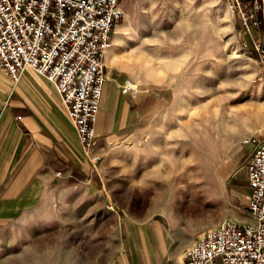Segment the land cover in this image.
<instances>
[{"label": "rangeland", "instance_id": "obj_1", "mask_svg": "<svg viewBox=\"0 0 264 264\" xmlns=\"http://www.w3.org/2000/svg\"><path fill=\"white\" fill-rule=\"evenodd\" d=\"M118 3L122 18L113 29H126L111 37L113 72L141 92L128 134L93 158L105 198L90 188L88 203L69 201L71 226L117 223L116 214L98 213L111 207L136 230L162 202L193 234L223 219L248 220L243 165L252 145L241 141L264 126V75L238 15L224 0ZM237 109L244 118L234 116ZM81 210L93 215L78 217ZM45 227L1 225L0 232ZM12 247L0 240V264L11 263L12 252L20 264L21 238Z\"/></svg>", "mask_w": 264, "mask_h": 264}, {"label": "crops", "instance_id": "obj_2", "mask_svg": "<svg viewBox=\"0 0 264 264\" xmlns=\"http://www.w3.org/2000/svg\"><path fill=\"white\" fill-rule=\"evenodd\" d=\"M125 29L116 27L112 35ZM116 38H111L112 45ZM111 56L110 47L103 58L105 78L88 154L52 83L30 68L14 82L0 68V226L20 224L24 228L34 222L48 226L0 232V240L11 248L21 238L20 264H184L183 250L197 232L180 229L163 202L151 210L155 218L136 230L123 224L111 207L98 213L116 214L117 223L71 226L74 213L69 201L79 196L81 203H88L90 188L105 198L107 192L101 187L93 158L108 143L128 134L135 113L132 101L141 92L138 88L134 95L121 93L119 86L127 78L113 72L117 68ZM251 150L248 147L244 160ZM84 214L93 215L81 210L77 216ZM13 261L12 252L11 263L6 264Z\"/></svg>", "mask_w": 264, "mask_h": 264}, {"label": "built area", "instance_id": "obj_3", "mask_svg": "<svg viewBox=\"0 0 264 264\" xmlns=\"http://www.w3.org/2000/svg\"><path fill=\"white\" fill-rule=\"evenodd\" d=\"M224 1L238 15L264 75V0ZM121 16L118 0H0V68L14 82L30 68L52 83L87 154L103 58ZM136 86L126 79L119 90L134 95ZM241 143L252 145L243 165L249 219H223L197 232L183 250L184 264H264V126Z\"/></svg>", "mask_w": 264, "mask_h": 264}, {"label": "bare ground", "instance_id": "obj_4", "mask_svg": "<svg viewBox=\"0 0 264 264\" xmlns=\"http://www.w3.org/2000/svg\"><path fill=\"white\" fill-rule=\"evenodd\" d=\"M112 45V39H111V43L109 45V47L106 49L105 52H107L109 50V48L111 47ZM245 115V110H241V109H237L236 112H234V116L236 117H240V118H244L243 116ZM248 115V114H247ZM237 119V118H236Z\"/></svg>", "mask_w": 264, "mask_h": 264}]
</instances>
